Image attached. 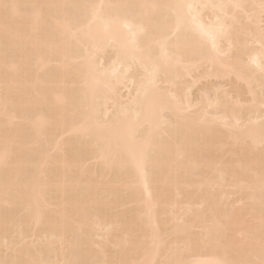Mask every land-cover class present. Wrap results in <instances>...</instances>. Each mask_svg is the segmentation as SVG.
Returning <instances> with one entry per match:
<instances>
[{
  "label": "bare ground",
  "instance_id": "obj_1",
  "mask_svg": "<svg viewBox=\"0 0 264 264\" xmlns=\"http://www.w3.org/2000/svg\"><path fill=\"white\" fill-rule=\"evenodd\" d=\"M263 19L0 0V264H264Z\"/></svg>",
  "mask_w": 264,
  "mask_h": 264
},
{
  "label": "rangeland",
  "instance_id": "obj_2",
  "mask_svg": "<svg viewBox=\"0 0 264 264\" xmlns=\"http://www.w3.org/2000/svg\"><path fill=\"white\" fill-rule=\"evenodd\" d=\"M261 25H262L263 30H264V19H263V23H261ZM226 80H228V81H226ZM228 82H229V79H225V80L222 79L221 80V79L210 78V79H208L206 81L205 80H201L199 83H197L195 86H193V88L191 90V94H192V96L197 95L198 92H199L198 89L199 88H200V90H201V88L203 89V85H204V87L206 86V88L203 89V90H207V86L210 87L209 90H207V92H210V93H211V90L214 88V85L220 86L219 89H221V90H223V89L226 90L227 89L226 91H228L230 89V87H231L230 85H232L231 83L230 84H227ZM211 86H212V88H211ZM124 92H126L125 89H123L121 91V93L125 94ZM246 96H248V95H244V97L242 96L243 98L241 97V99H245ZM230 197L231 198H228L227 199V202H232V200H234V199H232V198H234L233 196H230Z\"/></svg>",
  "mask_w": 264,
  "mask_h": 264
}]
</instances>
